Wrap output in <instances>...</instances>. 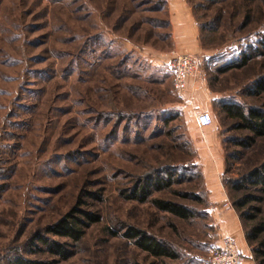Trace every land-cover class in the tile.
I'll return each instance as SVG.
<instances>
[{
  "label": "rangeland",
  "instance_id": "rangeland-1",
  "mask_svg": "<svg viewBox=\"0 0 264 264\" xmlns=\"http://www.w3.org/2000/svg\"><path fill=\"white\" fill-rule=\"evenodd\" d=\"M191 1L204 3L199 21L193 15L197 45L176 39V47L167 0H0V264L17 251L40 256L28 253L27 240L82 190L99 194L84 200L100 221L55 264H208L223 241L213 200L225 194L233 208L224 182L264 164V136L239 145L248 133L218 104L264 106V93L248 95L264 75V55L219 71L264 39V0ZM217 17L202 34L201 22ZM172 53L201 60L182 93L168 68ZM203 86L214 99L207 102ZM197 102L211 110L208 130L196 127ZM165 174L167 188L131 196ZM246 185L252 200L243 212L264 218V191ZM156 198L194 215L161 211ZM129 226L170 244L177 259L140 249L124 236Z\"/></svg>",
  "mask_w": 264,
  "mask_h": 264
},
{
  "label": "trees",
  "instance_id": "trees-1",
  "mask_svg": "<svg viewBox=\"0 0 264 264\" xmlns=\"http://www.w3.org/2000/svg\"><path fill=\"white\" fill-rule=\"evenodd\" d=\"M192 7L193 15L199 21L198 9L203 8L204 3H194L188 0ZM214 22L206 20L201 22L200 31H209L210 26L215 25ZM264 55V39H261L257 46L251 51L244 50L226 66L219 68L220 72L227 71L234 67L245 66L251 58ZM264 93V75L255 78L248 87V95L259 96ZM220 111L229 119L235 121V127L246 131L248 134L238 140V144L244 147L253 145L256 139L264 136V106L241 104L237 101H218ZM162 175V174H161ZM155 177L151 180L142 182L138 191L131 194L132 197L145 200L150 194L151 189L161 190L167 188L171 183V175ZM174 175V174H172ZM264 191V164L260 167H254L246 175L239 179H232L224 182V186L229 192H233L231 202L236 210L244 228V236L246 242L251 246V252L256 264H264V218L256 220L255 214L245 213V207L252 200L250 194L242 193L249 186ZM246 185V186H245ZM84 198L100 199L95 191L82 190L75 204L70 207L60 218L49 224L44 231H36L27 240L28 253L40 256L29 257L21 254L19 251L14 252L5 259L3 264H55L56 260H66L70 254L72 243L80 241L85 235L87 229L94 223L100 221L101 214L98 209H90ZM154 204L161 211H166L172 215L188 219L194 215L193 210L171 200L160 198L153 199ZM86 204V205H85ZM85 205V206H84ZM251 210H258L254 206H249ZM249 222V224H246ZM63 240H57L53 237ZM124 236L131 239L133 243L149 255L158 258L160 261L165 259H177L178 253L167 242L157 239L156 237L146 233L140 228L129 226L124 232ZM46 255V256H44Z\"/></svg>",
  "mask_w": 264,
  "mask_h": 264
},
{
  "label": "crops",
  "instance_id": "crops-1",
  "mask_svg": "<svg viewBox=\"0 0 264 264\" xmlns=\"http://www.w3.org/2000/svg\"><path fill=\"white\" fill-rule=\"evenodd\" d=\"M167 2L168 8L170 9L171 13V24L174 29L173 34L174 37H176L173 38L176 47L178 46V42H176V39H179L178 41L188 40L191 45H197V26L191 8L187 4V2L185 0H167ZM211 91L212 90L210 89V87L203 86L202 88V93L204 95V98H207V102L211 99H214L213 96L210 95L213 94V91ZM200 105L201 104L197 102L196 107L198 112L211 111L209 108H207L206 110L201 109ZM210 126L201 128L196 123V127L201 130H208ZM225 200L227 201L225 194H222L219 196V198L213 200L214 203L220 204V207L217 206L215 211L216 217L218 219L217 223L218 234L220 237L219 241L221 243L224 238L229 236L233 237L243 257V262L241 264H254L250 256V248L246 243L244 231L237 212L235 211V209L224 205V203L226 202ZM222 204L224 207H222Z\"/></svg>",
  "mask_w": 264,
  "mask_h": 264
},
{
  "label": "built area",
  "instance_id": "built-area-1",
  "mask_svg": "<svg viewBox=\"0 0 264 264\" xmlns=\"http://www.w3.org/2000/svg\"><path fill=\"white\" fill-rule=\"evenodd\" d=\"M201 64L200 57L195 54H175L169 58L168 68L173 77L175 89L185 91L187 80L197 77ZM199 127L205 128L212 124V116L207 111H199L195 115ZM241 254L232 238H224L222 244L213 247L208 256V264H240Z\"/></svg>",
  "mask_w": 264,
  "mask_h": 264
}]
</instances>
